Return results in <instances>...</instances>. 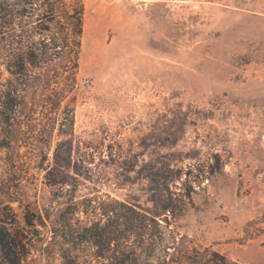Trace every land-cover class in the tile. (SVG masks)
<instances>
[{
	"label": "rangeland",
	"instance_id": "374dc122",
	"mask_svg": "<svg viewBox=\"0 0 264 264\" xmlns=\"http://www.w3.org/2000/svg\"><path fill=\"white\" fill-rule=\"evenodd\" d=\"M84 1L77 138L128 152L137 188L182 169L172 190L188 180L193 201L175 221L183 258L264 264V0ZM8 157L0 151V181ZM36 177L25 194L44 189Z\"/></svg>",
	"mask_w": 264,
	"mask_h": 264
},
{
	"label": "trees",
	"instance_id": "16d2710c",
	"mask_svg": "<svg viewBox=\"0 0 264 264\" xmlns=\"http://www.w3.org/2000/svg\"><path fill=\"white\" fill-rule=\"evenodd\" d=\"M85 14L84 0H0V151L10 155L0 181V264H241L219 252L193 261L174 247L188 238L176 218L193 205L188 180L172 190L180 167L146 177L155 188H137L128 152L77 138ZM104 167L114 175L105 192ZM38 175L44 189L25 194L23 183ZM138 191L151 194L156 211L134 202Z\"/></svg>",
	"mask_w": 264,
	"mask_h": 264
}]
</instances>
